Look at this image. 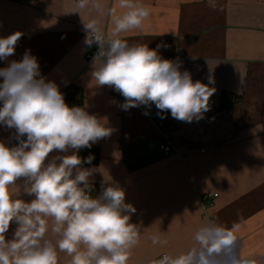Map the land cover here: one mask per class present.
I'll list each match as a JSON object with an SVG mask.
<instances>
[{"label": "crops", "instance_id": "crops-1", "mask_svg": "<svg viewBox=\"0 0 264 264\" xmlns=\"http://www.w3.org/2000/svg\"><path fill=\"white\" fill-rule=\"evenodd\" d=\"M141 2L151 15L143 31L124 38L150 49L165 45L159 49L162 58L178 59L193 80L207 84L211 76L215 81L211 110L203 119L187 123L163 114L175 143L170 155L160 151L144 114L155 110L154 104L125 111L124 97L92 78L82 22L90 13L76 9V0H0V36L22 32L9 60L30 50L44 77L61 92L81 95L82 107L113 129L93 144L100 160L86 168L97 169L92 184H115L137 210L130 222L145 230L130 264L183 251L208 218L228 226L242 221V254L264 259V0H214L215 8L208 0ZM102 23L110 28L107 18ZM224 92L240 102L220 111ZM13 131L0 126V140H10ZM160 231L167 246L151 243L150 236ZM61 264H68L63 254Z\"/></svg>", "mask_w": 264, "mask_h": 264}, {"label": "clouds", "instance_id": "clouds-1", "mask_svg": "<svg viewBox=\"0 0 264 264\" xmlns=\"http://www.w3.org/2000/svg\"><path fill=\"white\" fill-rule=\"evenodd\" d=\"M208 3L215 8L214 0ZM75 8L90 13L82 22L85 44L98 47L92 78L124 97L123 110L154 104L161 119L170 112L187 123L211 110L216 92L211 76L207 84L193 80L178 59L162 58L159 49L165 45L150 49L124 38L143 31L151 15L141 0H116L115 5L76 0ZM105 18L110 28L102 23ZM22 35L0 36V61H7L0 67V126L14 130L10 140H15H0V264H61V254L68 264H130L145 230L130 222L137 210L115 184H102L93 195L97 169L84 165L94 157L79 155L113 129L85 108L70 107L57 83L41 74L30 50L20 60H9ZM241 223L228 226L208 218L189 247L145 258L143 264H264L242 254ZM162 236L153 233L151 243L167 246Z\"/></svg>", "mask_w": 264, "mask_h": 264}, {"label": "built area", "instance_id": "built-area-1", "mask_svg": "<svg viewBox=\"0 0 264 264\" xmlns=\"http://www.w3.org/2000/svg\"><path fill=\"white\" fill-rule=\"evenodd\" d=\"M21 1L24 3H27L30 0H21ZM97 51H98V47L95 44L89 47L88 52L85 56L86 61L93 62V58L96 55ZM112 90L115 95L119 94L114 89ZM62 93L64 94V97L66 98V93L65 92H62ZM157 112L158 110L155 108V110L148 112L147 117L149 121L153 124L156 130V134L159 138L160 151H162V153H164L165 155H170L172 150H174L175 148V143H174V140L172 139L171 133L165 127L164 120L161 119L160 116H158ZM216 197H218L217 194L208 195V198H216Z\"/></svg>", "mask_w": 264, "mask_h": 264}, {"label": "trees", "instance_id": "trees-1", "mask_svg": "<svg viewBox=\"0 0 264 264\" xmlns=\"http://www.w3.org/2000/svg\"><path fill=\"white\" fill-rule=\"evenodd\" d=\"M65 101L70 107L71 106H80V107H82V104H83L81 95H79L77 93L76 94H72L70 92H69V94L66 93ZM238 102H240L238 97H236V96H234V95H232L230 93L224 92L222 94V96H221V103H220V108L219 109H220V111L225 110V109L233 106L234 104H237ZM79 155L82 158H87L88 156L94 157L93 160H92V163L91 164H85L84 167L94 166V165L98 164L99 160H100V153H99L97 148H90V149L89 148H85V149H82V150H80ZM92 187H93L92 194L93 195H98L100 193V191H101V185L92 184Z\"/></svg>", "mask_w": 264, "mask_h": 264}]
</instances>
